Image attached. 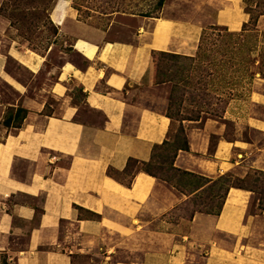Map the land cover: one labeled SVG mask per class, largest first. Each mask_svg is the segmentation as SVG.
<instances>
[{
    "label": "crops",
    "instance_id": "crops-1",
    "mask_svg": "<svg viewBox=\"0 0 264 264\" xmlns=\"http://www.w3.org/2000/svg\"><path fill=\"white\" fill-rule=\"evenodd\" d=\"M212 1L216 23L239 31L248 21L243 0ZM51 18L56 42L42 54L0 29V82L17 93L3 100L0 91V264H73L75 254L100 264H264L255 222L264 214L248 213L242 189H229L218 215L194 210L185 218L173 210L190 196L165 181L138 171L126 186L107 173L129 158L148 161L167 139V100L154 93L165 82L156 79L153 53L193 55L198 24L149 17L113 37L78 19L71 0H59ZM257 26L264 30V14ZM10 59L33 77L42 71L37 85L10 71ZM256 95L249 102H264ZM47 96L58 112L42 114ZM18 106L27 110L21 127H5L7 109ZM245 121L264 130L251 112ZM222 131L214 118L186 129L188 150L173 165L208 178L235 169L237 143ZM212 134L219 136L211 151Z\"/></svg>",
    "mask_w": 264,
    "mask_h": 264
},
{
    "label": "rangeland",
    "instance_id": "rangeland-1",
    "mask_svg": "<svg viewBox=\"0 0 264 264\" xmlns=\"http://www.w3.org/2000/svg\"><path fill=\"white\" fill-rule=\"evenodd\" d=\"M58 2L59 0H0V29H3L7 38L26 44L29 49L42 54L52 41L56 42L51 12ZM157 2L158 0H71V6L77 11L78 19L95 27H108L109 34L113 37L125 36L116 32L134 30L149 17L170 16L198 24L200 29L197 49L193 55H189L193 59L153 53L155 74L158 68L165 79L162 81L165 84L154 87V93L166 98L168 104L173 88L176 89L173 94L177 98L172 95V100H181L170 109L173 119L171 118L166 139L168 144L156 150L157 155L163 154L167 160L160 163L158 157L154 170L159 171L162 177L169 175L172 183L163 181L190 196L186 202L175 207L173 216L188 218L198 207L208 211L216 210L220 198L210 199L206 196L212 191L222 194L228 184H236L238 186L231 188L242 189L248 194L249 214H264L261 212L264 211V130H258L245 121L249 112L264 119V102H249V97L260 98L256 94H264V30L256 25L254 30H242V27L239 31H231L216 23V5L212 0H163L160 7ZM33 6H36V10L32 9ZM243 6H246L245 2ZM34 13L38 19L33 17ZM7 68L21 74L30 85H37L43 74L41 71L33 77L29 70L13 59L8 61ZM0 91L3 100H14L17 97V93L5 82H0ZM230 102L233 110L231 117L227 114ZM46 104H49L46 111L51 114L60 109L59 102L53 96H47ZM206 108L210 112H200ZM188 113L192 118H197L183 119L181 115ZM205 118L218 120L223 124L222 136L237 143L234 149L236 166L231 171L211 178V182L200 180L199 184L188 186L186 177L170 169V161L177 140L182 141L186 136V129L201 126ZM218 136L211 135V151ZM237 141L243 143L241 146L248 147L239 149ZM133 169L134 167L120 177L128 178ZM255 222L257 229L264 233V216L257 217ZM73 264H100V258L75 254Z\"/></svg>",
    "mask_w": 264,
    "mask_h": 264
},
{
    "label": "trees",
    "instance_id": "trees-1",
    "mask_svg": "<svg viewBox=\"0 0 264 264\" xmlns=\"http://www.w3.org/2000/svg\"><path fill=\"white\" fill-rule=\"evenodd\" d=\"M243 2H245V4H246V6H244V10H245V12L249 13V19H248L247 22H245L243 24L242 30H245V29L254 30L256 25H257V20H258L259 16L261 14H264V0H249V1L243 0ZM162 4H163V0H158L157 5L160 7V6H162ZM32 9L36 10V6H33ZM144 16H149V15L144 14ZM33 17L38 19V16L35 13L33 14ZM53 27H54V32L56 34L57 33V27L56 26H53ZM53 42L54 41H52L51 43H53ZM160 54L161 55L162 54L171 55L173 57H183V58H186V59H193V57L189 56V55H182L181 56L180 54L169 53V52H164V51H160ZM156 75H157L156 79H157L158 82L165 81L164 77H162V75H161L160 71L158 70V68H157V74ZM167 80L170 81V79H167ZM175 90H173V88H172V91H171V93H170V95L168 97V104H167L168 112H166V115L170 119L171 118L173 119V117L170 114L171 107L173 105H176L177 103L181 102V100H179L177 102L172 100L173 96L175 98H177L173 94V91H175ZM48 105L49 104H45V106L43 108V113L46 114V115H51L50 111H46V109L48 108ZM201 110L202 111H200V112H204V113L210 112V110H208V108H206L205 111H203V109H201ZM26 114H27V110L25 108H23V107H20V106H18L16 108L9 107L7 109L5 115H4L2 124L5 127H21ZM181 116H182L183 119H195V118H197V116H195V118H192V115H190V113L182 114ZM167 144H168V140H164L161 144H155L153 146V148H152L151 158L148 161H140V160H137V159L129 158L127 160L125 168L122 171H117V170H114L112 168H108L107 173L109 175L113 176L114 178H116L118 181H120L121 183H123L126 186H130L131 185V183L133 181V178H134L135 174L138 171H144V172H146V173H148L150 175H153V176H155V177H157L159 179H162V180H165L166 182L172 183V182H170V176L169 175L162 177V176H160V172L159 171L154 170V168L156 169L155 164L158 163V161H157L158 157L160 158V163H164L167 160V157L164 156L163 154H159V155L156 154V150L157 149H160V148H162L163 146H165ZM178 150H188V141H187L186 136L183 137L182 141L179 142L177 140V143H175L174 152H173V155H172V158H171V161H170V169L177 171L181 176L187 178L186 185L189 186L190 184L191 185L199 184L201 182L200 180H204L206 182H211V180H212L211 178H208V177L200 175V174H196V173L191 172V171L181 170V169L175 167L173 165V161H174V158H175ZM133 167H134V169L128 175V178L124 179V178L120 177L121 174H123V175L127 174L129 172V170L132 169ZM231 186H238V185H236V184H228L226 186V188L224 189V191L222 192V194L219 195V194H216V193H214L212 191L211 194H208L206 196V197H209L210 199H214L215 197H219L220 198V203H219V206L217 207L216 210L208 211V210H206L204 208H200V207H198L195 210L202 211V212H207V213H213V214L218 215L220 213V210H221L222 205L224 203L225 197H226L229 189L231 188ZM201 205H203V204L201 203ZM191 216H192V213L189 215V217H191ZM1 260H2L3 263H6L5 262V257L4 258L2 257Z\"/></svg>",
    "mask_w": 264,
    "mask_h": 264
}]
</instances>
